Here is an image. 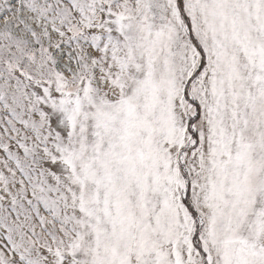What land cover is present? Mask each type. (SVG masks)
<instances>
[{
    "label": "snow or ice",
    "instance_id": "6c2138e0",
    "mask_svg": "<svg viewBox=\"0 0 264 264\" xmlns=\"http://www.w3.org/2000/svg\"><path fill=\"white\" fill-rule=\"evenodd\" d=\"M0 264H264V0H0Z\"/></svg>",
    "mask_w": 264,
    "mask_h": 264
}]
</instances>
